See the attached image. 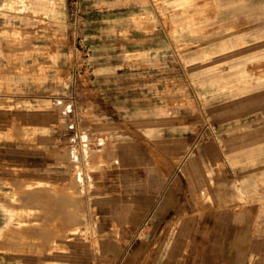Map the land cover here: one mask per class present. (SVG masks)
Segmentation results:
<instances>
[{"label": "crops", "instance_id": "0c3cea01", "mask_svg": "<svg viewBox=\"0 0 264 264\" xmlns=\"http://www.w3.org/2000/svg\"><path fill=\"white\" fill-rule=\"evenodd\" d=\"M36 182L91 233L0 264H264V0H0V184Z\"/></svg>", "mask_w": 264, "mask_h": 264}, {"label": "rangeland", "instance_id": "374dc122", "mask_svg": "<svg viewBox=\"0 0 264 264\" xmlns=\"http://www.w3.org/2000/svg\"><path fill=\"white\" fill-rule=\"evenodd\" d=\"M87 206L89 200L76 182L64 187L45 182L0 184V223L5 224L0 242L5 240L6 250L23 256H45L66 242L76 245L91 233Z\"/></svg>", "mask_w": 264, "mask_h": 264}, {"label": "built area", "instance_id": "2783aa9c", "mask_svg": "<svg viewBox=\"0 0 264 264\" xmlns=\"http://www.w3.org/2000/svg\"><path fill=\"white\" fill-rule=\"evenodd\" d=\"M74 19L76 22H81L82 13L78 9H76L74 12ZM81 50L83 51V61L81 63L80 71H77V73H79L80 76H83L84 80H87L92 73L91 61L89 59V50L84 48Z\"/></svg>", "mask_w": 264, "mask_h": 264}]
</instances>
